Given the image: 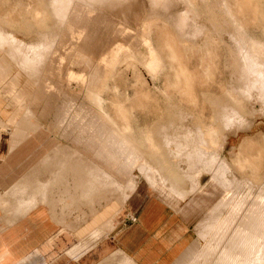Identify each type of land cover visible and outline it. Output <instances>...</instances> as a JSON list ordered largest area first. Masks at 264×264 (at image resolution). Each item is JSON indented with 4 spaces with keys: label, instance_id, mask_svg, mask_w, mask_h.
Wrapping results in <instances>:
<instances>
[{
    "label": "rangeland",
    "instance_id": "obj_1",
    "mask_svg": "<svg viewBox=\"0 0 264 264\" xmlns=\"http://www.w3.org/2000/svg\"><path fill=\"white\" fill-rule=\"evenodd\" d=\"M100 1L58 0L55 4L54 0H0V47L7 55L15 52L19 56L21 68L35 86L38 82L39 88H45L46 83L52 84L53 90L46 92L45 96H55L54 105L67 101V97L88 110L90 98L97 96L95 99H101L100 104L104 102L108 127H117L118 160L107 161L108 168L113 165L112 168L119 169L122 164L119 160L122 159L123 170H119L125 175L122 197H114V187L110 184L114 190L108 187L109 204L123 201L124 206L107 234L125 223L139 202L160 200L155 192L181 206L187 198L197 197V201L190 202L197 208L192 209L187 217L181 216L188 243L170 264H264V215L259 221L263 223L260 230L263 229L254 236L253 248L249 242L243 245L244 241L234 240L240 249L236 251L231 240L233 236L239 239L242 234L249 233L251 211L264 213V143H249L250 140L262 141L264 103L260 102L259 94L242 103L244 113L239 116L242 122L229 129H222L214 121L213 112L226 104L236 67L242 70L246 64L241 58H244V46L234 48L237 42L233 39L238 38L233 36L232 25L224 23L226 15H223L222 8H229L243 31L262 44L264 57V0H225L226 7H222L221 0H188L194 6L181 0ZM51 2H54L53 7ZM58 4L62 7L58 13L68 14L65 18L55 17ZM36 12L38 15L35 16ZM67 18L69 22L65 28ZM68 28L73 30L69 32ZM84 43L88 44L87 48L81 46ZM19 49L18 54L16 50ZM102 50L115 54V57L108 60L103 53L95 55L94 51ZM151 65L157 68H151ZM93 67L98 68V74L92 72L96 69ZM243 77L251 82L260 80L259 76L253 79L249 74H243ZM85 81L106 86L101 92H89L85 89ZM51 104L44 106L48 108L43 109L44 113L41 108L37 110L45 118L46 129L55 134V125L51 124L55 120V106ZM73 113L76 112L69 111V114ZM32 118L27 116L25 120L28 122ZM209 126H214L219 133L215 151L231 166L224 168L222 174L225 177L228 174L230 182L235 178L240 181L241 185L238 183L236 189L231 188L236 194H243L245 199L256 202L259 209L250 210L247 203L236 209L232 195L215 183L217 179L210 177L207 187L198 188L208 181L207 175L201 174L205 172L210 176L211 173L203 163L207 162L210 167L214 155L207 154L212 158L194 163L184 150L185 146L196 147L203 142L202 132ZM72 130L69 127L65 132L69 134ZM87 134L90 132L86 130L84 138ZM72 137L68 140L60 137L58 142L74 147ZM98 139L102 142L103 137L98 136ZM123 141L127 143V152L119 157ZM237 157L243 169L236 167ZM132 171L134 179L130 177ZM199 175L201 185L197 181ZM119 179L122 180V176ZM146 180L153 191L146 185ZM175 180H180L181 187L174 184ZM248 180L256 186H244ZM208 186L213 194L207 193ZM194 189H198L195 194ZM247 189L250 190L244 191ZM208 198L210 201L216 198L214 205L198 208ZM204 211L205 219L199 223ZM231 216L242 223L233 226L239 230L236 233H232L229 224L220 227V221ZM220 228H224L225 234H220Z\"/></svg>",
    "mask_w": 264,
    "mask_h": 264
},
{
    "label": "crops",
    "instance_id": "obj_2",
    "mask_svg": "<svg viewBox=\"0 0 264 264\" xmlns=\"http://www.w3.org/2000/svg\"><path fill=\"white\" fill-rule=\"evenodd\" d=\"M89 82L85 81V89L89 92L105 89L106 84ZM44 87H36L20 64L0 47V264H170L188 243L187 229L181 218L197 208L190 205L191 201H197V197L187 198L181 206L155 192L160 200L139 202L126 222L107 234L124 206L123 201L109 204L108 187L109 184L114 187V197H122L125 175L120 171L123 170L122 159L119 160L122 163L120 170L112 168L113 165L108 168L107 161L118 160L117 149L112 148L109 153L107 145L98 139L97 132L101 126H104V129L100 128L104 132L102 137L106 136L105 130L110 129L105 120L104 102L100 104L101 99H95L97 96L90 98L88 110L75 99L67 97V101L60 102L61 105H57L55 100L54 105L55 96H45L46 92L53 90L52 84L46 83ZM49 104L55 106V121L51 123H57L54 124L55 134L46 129L45 118L37 110L41 108L44 113ZM77 105L80 107L77 108ZM66 107H70L72 112L79 110L80 114H69ZM29 109L35 113V118L24 123V114ZM64 116L67 119H63ZM73 119L76 122H70ZM85 119L89 121V128L86 129L90 134L82 138L79 133L83 135L85 128L80 127L86 125ZM97 125L101 126L97 128ZM64 127H74L69 133L74 137V147L58 142L60 137L69 139L68 131L65 133L68 129ZM113 129L116 135L117 127L112 126L110 131ZM92 131H95L94 136ZM75 134H79L76 136L81 139L76 140ZM75 141L80 142L77 144ZM96 146L106 148L108 153L97 152ZM113 150L116 152L114 160V155L110 156ZM203 174L207 175L208 181L201 185L199 178ZM201 175L197 181L203 188L207 187L210 176L205 172ZM121 176L122 180L119 179ZM130 177L135 178L133 171ZM109 178L114 181H109ZM132 183L135 188L136 180ZM145 183L153 191L147 180ZM207 193L213 194L209 186ZM215 200L208 198L198 208H209ZM205 215L204 211L199 223Z\"/></svg>",
    "mask_w": 264,
    "mask_h": 264
},
{
    "label": "bare ground",
    "instance_id": "obj_3",
    "mask_svg": "<svg viewBox=\"0 0 264 264\" xmlns=\"http://www.w3.org/2000/svg\"><path fill=\"white\" fill-rule=\"evenodd\" d=\"M41 1H44V0H41ZM52 1V0H51ZM58 0H54V2H55V4H56V2H57ZM73 1V0H72ZM74 1H76V0H74ZM102 1V0H101ZM100 1V2H101ZM104 2L103 3H106L105 1H107V0H103ZM109 1V0H108ZM113 1V0H112ZM172 1V0H171ZM181 1H184V3H186V4H191L188 0H181ZM54 2H51V4L52 3H54ZM60 2V1H59ZM66 2H69V1H66ZM71 2V1H70ZM93 2H94V0H93ZM97 2H98V0H97ZM45 3V2H44ZM72 3V2H71ZM85 3V2H84ZM109 3V2H108ZM64 4V3H63ZM93 4V3H92ZM99 4V3H98ZM112 4V3H111ZM221 5H222V7H226L225 6V0H221V3H220ZM47 5V4H46ZM59 5V4H58ZM84 5V4H83ZM94 5V4H93ZM101 5H102V3H101ZM105 6H106V4H104ZM109 5H110V3H109ZM108 4H107V6H109ZM116 5V4H115ZM114 5V6H115ZM191 5H193V4H191ZM220 5V6H221ZM54 5L52 4L51 5V7H53ZM66 6H67V4H66ZM70 6H71V4H70ZM92 6V5H91ZM96 6V5H95ZM106 6V7H107ZM171 6V5H170ZM170 6L168 5V7L170 8ZM194 6V5H193ZM50 7V8H51ZM90 7V6H89ZM116 7V6H115ZM55 8V7H54ZM90 8H92V9H94V7H90ZM112 8H114V7H112ZM52 9V8H51ZM62 9V7H60V5L59 6H57V8H55V17L56 18H58V17H60V19L61 18H63V16H64V18H65V16H67L68 14H66V15H64V14H62V13H58V12H60V10ZM70 9V8H69ZM109 9V8H108ZM229 9V8H228ZM228 9H226V8H222V13H223V15H226V19H224V23H229V25H232V28H233V30H234V35L233 36H235L234 38H238V39H233V41H236L237 43L234 45V48H240V47H243L244 46V49H243V55H244V58L243 57H241L242 58V60H246V64L244 63V67L242 68V70H238L237 68L238 67H236V69H235V73H234V80L232 81V83H231V88L229 89V91H228V94H227V99H226V104L225 105H222V106H219V108L216 110V111H213L214 112V121L216 120L217 122H218V124H219V126H221V128L222 129H229V127H232L233 125H237V124H239V121H241L242 122V120L241 119H239V116L242 114V113H244V105L242 104V103H244V102H248V100H250V98H252L253 97V95L254 96H257L258 94L260 95V102L261 103H264V57H263V54H262V44L260 43V42H257L253 37H251L249 34H247V33H245L244 31H243V29L236 23V21L234 20V18L232 17V14H231V12L228 10ZM165 10V9H164ZM36 11H38V10H36ZM61 12H63V11H61ZM167 14V13H166ZM187 14V13H186ZM190 14V13H189ZM34 15L36 16V15H38V13L36 12V13H34ZM178 15V14H177ZM102 17V16H101ZM171 17V16H170ZM173 17V16H172ZM183 17V16H182ZM162 18V17H161ZM174 18V17H173ZM182 19V18H181ZM69 20V18H67L66 19V23H65V26H63V27H65L66 28V25H67V23L69 22L68 21ZM173 21H176L175 19L173 20ZM187 21V20H186ZM105 22H106V20H105ZM104 23V22H103ZM102 23V24H103ZM188 23V22H187ZM106 24V23H105ZM125 24V23H124ZM107 25V24H106ZM110 25H111V23H110ZM122 25V24H121ZM182 25V24H181ZM71 26H72V24H71ZM103 26V25H102ZM185 26V25H184ZM111 27V26H110ZM71 28V27H70ZM70 28H68V31L69 32H71L70 31ZM102 28V27H101ZM77 29V28H76ZM75 29V30H76ZM101 30V29H100ZM108 31V30H107ZM82 40H83V38H81ZM98 39V38H97ZM81 42V41H80ZM92 42H93V40H92ZM91 41L90 42H88L89 44L90 43H92ZM210 42H211V40H210ZM151 43V42H150ZM207 44V41H205L204 42V45H206ZM86 45V46H85ZM87 43H84L83 45H81L82 47H86L87 48ZM152 46V45H151ZM246 46V47H245ZM52 49V48H51ZM87 50H89V49H87ZM98 50V49H97ZM97 50H95V51H97ZM17 51V53L19 54L20 53V49L19 50H16ZM83 51V50H82ZM94 51V53H95V55L97 56V55H100V53H103L102 54V56L104 57V58H107L108 60H110V59H112V58H114L115 57V54L114 55H112V54H110V52L109 51H105V50H102V51H99V52H95ZM206 52V51H205ZM7 53V52H6ZM94 53H92V54H94ZM43 54V53H42ZM50 55V54H49ZM9 57H11L13 60H18V64L20 63V59H19V56L17 55V54H15V52H11L9 55H8ZM39 56V55H38ZM249 61H250V63H249ZM152 63H154V61L153 62H151V64ZM150 64V63H149ZM238 65V64H237ZM17 66V65H16ZM151 68H157V67H153L152 65L150 66ZM92 68V67H91ZM93 68H96V69H93L92 70V72L93 73H95L96 72V74H98L99 72H98V68L97 67H93ZM8 69V68H7ZM243 74H245V76L247 75V74H249V75H252V77H253V79H254V77L255 76H259L260 77V80H254V81H249V78H247V77H243ZM99 77V76H98ZM252 77H250V78H252ZM90 83V82H89ZM93 85V84H92ZM91 85V86H92ZM36 87H37V84H36ZM94 88H96V87H94ZM43 89H45V88H43ZM259 92V93H258ZM37 94V93H36ZM257 94V95H256ZM34 98H36V96L34 97ZM33 98V99H34ZM12 99V98H11ZM44 99V98H43ZM40 100H42V99H40ZM50 102V101H49ZM16 104V103H15ZM18 104V103H17ZM62 103H60L59 105H61ZM64 104H65V102H64ZM69 104V103H68ZM81 104V103H80ZM90 104V103H89ZM95 104V103H94ZM47 105V104H46ZM98 105V104H97ZM246 105H248V103L246 104ZM262 105V104H261ZM45 106V105H44ZM66 106V105H65ZM65 106H63L64 108H65ZM69 106H70V104H69ZM73 106H75V105H73ZM90 106V105H89ZM93 106V105H92ZM96 106V105H95ZM99 106V105H98ZM59 107V106H58ZM80 107V106H79ZM91 107V106H90ZM58 109H60V107L58 108ZM69 109H70V107H69ZM67 107H66V110H69ZM90 109V108H89ZM57 110V109H56ZM65 110V109H64ZM63 110V111H64ZM77 110V109H76ZM70 111V110H69ZM79 111V110H78ZM78 111L76 112L77 114H80V113H78ZM91 112V111H90ZM89 112V113H90ZM56 113V112H55ZM63 114H65L64 112H62ZM92 113H93V111H92ZM105 113V112H104ZM34 114L35 113H33L30 109L28 110V112H26V114H24V115H26L24 118H23V120L22 121H24V123H25V119H26V117L28 116V117H34L35 118V116H34ZM68 114V113H67ZM77 114H75V116L77 115ZM82 114V113H81ZM53 115V114H52ZM60 115V114H59ZM58 115V116H59ZM69 115V114H68ZM83 115V114H82ZM82 115H79V117L80 116H82ZM90 115V114H89ZM98 115V114H97ZM95 116V117H98V116ZM57 116V117H58ZM61 116V115H60ZM59 116V117H60ZM63 116V115H62ZM78 116V115H77ZM55 117V116H54ZM65 118H63V119H67L66 118V116H64ZM94 117V116H93ZM93 117H91V118H93ZM241 117V116H240ZM72 118H74V117H72ZM71 118V119H72ZM89 118V117H88ZM123 118V117H122ZM12 119V118H11ZM29 119V118H28ZM27 119V120H28ZM59 119V118H58ZM60 119H61V117H60ZM80 120H81V118H79ZM76 120V119H75ZM80 120H79V122H80ZM84 120V119H83ZM86 121H87V119H85ZM89 120V119H88ZM97 121H98V119H96ZM12 121H14V119L12 120ZM55 121V120H54ZM63 121V120H62ZM74 121V119L71 121L70 120V122H73ZM85 121V122H86ZM93 121H95V118H94V120ZM38 122V121H37ZM57 122H60V120H57ZM69 122V123H70ZM74 122H76V121H74ZM77 122H78V118H77ZM88 122L89 121H87L85 124V126L84 127H80V128H85L84 129V132L89 128L88 126H89V124H88ZM56 123V122H55ZM54 123V124H55ZM62 123H64V122H62ZM67 123V122H66ZM107 123V122H106ZM57 124V123H56ZM55 124V125H56ZM68 124V123H67ZM66 124V126H68ZM82 124L84 125V122H82ZM92 124V123H91ZM90 124V125H91ZM29 125V124H28ZM69 125H71V124H69ZM245 125V124H244ZM64 126V125H63ZM74 126V125H73ZM101 126V125H100ZM100 126H98L97 128H99ZM28 127H30V126H28ZM72 127V126H71ZM88 127V128H87ZM91 127H94L93 125H91ZM102 128L104 127V126H101ZM100 127V128H101ZM61 128V127H60ZM67 128V127H66ZM65 127L63 128V129H66ZM75 128H77V127H75ZM80 128H79V130H80ZM87 128V129H86ZM111 128V127H110ZM68 129V128H67ZM72 129H74V127L72 128ZM78 129V128H77ZM104 129V128H103ZM112 129V128H111ZM243 129V128H242ZM78 130V131H79ZM114 130V129H113ZM113 130H109V131H106L105 130V132H107V133H105L106 134V136L105 137H103V139H102V142L104 143V144H106L105 146L107 147V148H109V147H111V149H112V147H114L117 143L115 142V139H117L116 138V135H115V131H113ZM238 130V129H237ZM62 131V130H61ZM81 131V130H80ZM79 131V132H80ZM83 131V130H82ZM81 131V132H82ZM64 132V131H63ZM62 132V133H63ZM73 132V131H72ZM75 132V131H74ZM84 132H82L83 134H84ZM66 133V132H65ZM76 133V132H75ZM80 134V135H79ZM79 134H75V138H77V136L76 135H79V136H82V138H84L83 136L84 135H81V133H79ZM97 134L99 135V137H102V134H104V132L102 131V129H100V131L99 132H97ZM70 134H68V137H70L69 136ZM190 135V134H189ZM218 135H219V133L217 132V130L214 128V126H209L208 128H206L203 132H202V138H203V142H200V144L198 143L197 144V146L195 147L194 145H195V143H191V145L192 144H194L193 146L194 147H189V146H185V150H184V153L186 154V156L188 157V159L189 160H191L192 162H194V163H197V162H200V161H202V160H205V159H211L212 157H208V156H212V155H214V158H212V163H210L211 164V166L210 167H208V163L207 162H204L203 164H204V168H208V171L209 172H211L210 173V177L212 178V179H217V180H214L215 181V183L216 184H218V185H220L221 187H223V188H225V192L227 193V194H229V195H232L231 196V200H232V203L234 204V206H235V208L236 209H238V208H241L242 206H245L246 205V203H247V205L249 206V209L251 210H254V209H259V206L256 204V202H251L252 200H248V199H245L244 198V195L243 194H240V193H235L234 192V190L232 189V188H234V189H236V186H237V184L239 183L240 185H241V183H240V181H238L236 178L235 179H232L231 180V182L229 181V179H228V174H226V177H225V174H222V170L224 169V168H226V167H228V166H230L229 164H228V162L225 160V159H223V158H221L220 156H218V154H217V152L215 151V148H216V146H217V142H218ZM63 136H66V135H63ZM93 136H94V134H93ZM198 136V135H197ZM196 136V137H197ZM67 137V136H66ZM65 137V138H66ZM97 137V136H96ZM120 137V136H119ZM186 137V136H185ZM262 137V141H260V140H250L249 141V143L251 142V143H256V144H258V145H260L261 144V142L262 143H264V135L263 136H261ZM72 138H74V137H72ZM191 138V136L189 137V139ZM202 138L200 139V140H202ZM81 138H77L76 140H80ZM184 139V138H183ZM186 139H188L187 137H186ZM194 139V138H193ZM85 140V139H84ZM191 140H192V138H191ZM199 140V141H200ZM74 141V140H73ZM76 143H77V141H75ZM80 141H78V143H79ZM100 142V141H99ZM77 143V144H78ZM119 143V142H118ZM123 143H124V141H123ZM84 144H86V143H84ZM125 144V143H124ZM122 145V147H120L119 148V154H122V153H126L127 152V150H126V148L125 147H127L126 145H127V143L125 144V145ZM184 144H186V145H188L187 143H184ZM120 145H121V143H120ZM189 148H191V149H189ZM239 148V147H238ZM106 148H103V147H98V146H96V149L95 150H97V152H101L102 154H104V153H108V152H106V150H105ZM115 149H116V147H115ZM121 149V150H120ZM221 149V148H220ZM94 150V151H95ZM129 150V149H128ZM74 151V150H73ZM94 151H93V154H94ZM72 152V151H71ZM113 153L115 152V150H113L112 151ZM75 153H78V152H76L75 151ZM240 152H238V154H239ZM207 154H209L208 156H207ZM101 155V154H100ZM200 156V157H199ZM113 160L115 159V155L113 156V158H112ZM78 161V160H77ZM213 161H215V163H213ZM235 165H236V167L237 168H239V169H243L244 167H243V165H242V162H241V160H240V158L239 157H237L236 158V160H235ZM213 164H215V166L213 165ZM59 165V164H58ZM81 165V164H80ZM76 167V166H75ZM157 168H160V167H157ZM230 168H231V166H230ZM162 169V168H161ZM66 170V169H65ZM69 170V169H68ZM74 170V169H73ZM81 170V169H80ZM162 170H164V169H162ZM160 171V170H159ZM165 171V170H164ZM61 172V171H60ZM161 172V171H160ZM163 172V171H162ZM161 172V173H162ZM58 173H59V171H58ZM78 173V172H77ZM55 174H57V172L55 173ZM63 174V173H62ZM170 174V173H169ZM58 175V174H57ZM85 175V174H84ZM78 176V175H77ZM62 177V176H61ZM243 179V178H242ZM79 181V180H78ZM179 181L180 180H175V181H173L174 182V184L175 185H178V187H181L180 185H181V183H179ZM51 182V181H50ZM93 182V181H92ZM61 183V182H60ZM76 183V182H75ZM212 183H214V182H212ZM211 183V184H212ZM84 184V183H83ZM89 184V183H88ZM45 185H47V184H45ZM90 185V184H89ZM174 185V186H175ZM215 185V184H214ZM51 186V185H50ZM66 186H67V184H66ZM79 186H80V184H79ZM169 186H170V184H169ZM244 186H246V187H250L251 188V186H256V185H254L253 183H249V180H248V182L246 183V185H244ZM54 187V186H53ZM76 187V186H75ZM83 187V186H82ZM99 187V186H98ZM110 187V186H109ZM112 187V186H111ZM116 187V186H115ZM177 187V188H178ZM219 187V186H218ZM232 187V188H231ZM106 188V187H105ZM199 189H202L203 187H198ZM220 188V187H219ZM113 189V188H112ZM102 190V189H101ZM105 190V189H104ZM174 190V189H173ZM193 190V189H192ZM250 189H247V190H244V191H249ZM58 191V190H57ZM78 191V190H77ZM113 191V190H112ZM181 191V190H180ZM179 190H178V192L179 193H181ZM95 192V191H94ZM185 192V191H184ZM196 192H198V189H194V194L196 193ZM37 193V192H36ZM44 193H46V192H44ZM75 193V192H74ZM108 193H110V191L108 190ZM112 193V192H111ZM66 194V193H65ZM88 194V193H87ZM183 193H181V195H182ZM42 195H43V192H42ZM71 196V195H70ZM83 196H84V194H83ZM79 197H80V195H79ZM86 198V197H85ZM43 199H44V197H43ZM46 199V198H45ZM59 199V198H58ZM115 200V199H114ZM248 200V201H247ZM44 202V201H43ZM75 202V201H74ZM91 202V201H90ZM47 204V203H46ZM86 204V203H85ZM93 204V203H92ZM51 205V204H50ZM77 215V214H76ZM262 215H264V213H258V212H255V211H251V214H250V217H248V219H249V233H244V234H242L240 237H239V239H234V237L235 236H233V237H231V240L233 241V248H235V250L237 251V250H240L238 247H237V244L235 243V241L234 240H239V242L241 243V241H244V243H243V245H245V242L247 243V242H249L248 244L249 245H251V247L253 248V238H254V236L258 233V231H261L260 230V228H261V226L263 225V223L262 222H259L260 221V219L262 218ZM264 217V216H263ZM250 220H252V221H250ZM252 222H254V223H252ZM220 223H221V225H220V227H224V225H226V224H229L230 226H231V229H232V233H236V232H238L239 230H236V228H234V227H237V226H240L242 223H239V222H237L236 221V218L235 217H233V216H231L230 217V219H225V220H221L220 221ZM253 224V226H251ZM255 224V225H254ZM234 226V227H233ZM227 228V227H226ZM255 228V230H253ZM221 229V228H220ZM219 229V232H220V234L221 233H224L225 234V232H224V228H222L221 230ZM257 231V232H256ZM226 235H228L229 236V234L227 233ZM221 236V235H220ZM237 236V235H236ZM220 239V238H219ZM259 239H261V238H259ZM222 239H220V241H221ZM263 241V240H262ZM242 245V246H243ZM263 246H264V244L262 245V248H263ZM221 249H222V247H221ZM264 249V248H263ZM221 252V251H220ZM233 254V251H232V253H231V255ZM232 259H234V258H232ZM220 262H223V259L222 258H220Z\"/></svg>",
    "mask_w": 264,
    "mask_h": 264
}]
</instances>
